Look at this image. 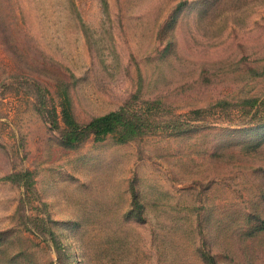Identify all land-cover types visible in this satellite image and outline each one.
I'll return each instance as SVG.
<instances>
[{
    "label": "rangeland",
    "instance_id": "obj_1",
    "mask_svg": "<svg viewBox=\"0 0 264 264\" xmlns=\"http://www.w3.org/2000/svg\"><path fill=\"white\" fill-rule=\"evenodd\" d=\"M2 23L0 264H264V0H0Z\"/></svg>",
    "mask_w": 264,
    "mask_h": 264
},
{
    "label": "trees",
    "instance_id": "obj_2",
    "mask_svg": "<svg viewBox=\"0 0 264 264\" xmlns=\"http://www.w3.org/2000/svg\"><path fill=\"white\" fill-rule=\"evenodd\" d=\"M0 31L3 33L2 36L8 40L5 41L4 44H9L10 42V29L6 24L2 23L0 24ZM13 46V45H12ZM132 123H130L126 117L124 109H121L119 111H111L106 114L97 116L89 122L88 126L93 128V132L96 135V138L101 139L104 135H107L109 133H113L117 130V128H120V130H130L133 128L131 126ZM78 129H74L69 133V140H75L76 137L75 134H78ZM125 138H122L121 140H124ZM20 173V172H19ZM15 173V174H19ZM13 176V174L9 175L8 177Z\"/></svg>",
    "mask_w": 264,
    "mask_h": 264
}]
</instances>
